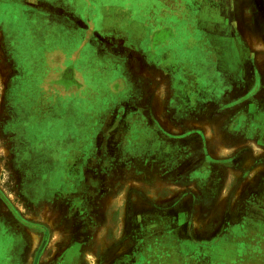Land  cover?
I'll list each match as a JSON object with an SVG mask.
<instances>
[{
  "label": "rangeland",
  "instance_id": "obj_1",
  "mask_svg": "<svg viewBox=\"0 0 264 264\" xmlns=\"http://www.w3.org/2000/svg\"><path fill=\"white\" fill-rule=\"evenodd\" d=\"M233 1L239 66L223 97L241 111L225 120L222 99L211 117L173 104L174 83L99 35L92 51L75 52L80 35L53 49L60 36L28 29L50 9L18 4V34L0 21V264H203L222 238L243 240L238 257L208 264H264V232L236 230L244 200L264 223V196L245 194L264 167V0Z\"/></svg>",
  "mask_w": 264,
  "mask_h": 264
},
{
  "label": "crops",
  "instance_id": "obj_2",
  "mask_svg": "<svg viewBox=\"0 0 264 264\" xmlns=\"http://www.w3.org/2000/svg\"><path fill=\"white\" fill-rule=\"evenodd\" d=\"M21 3H28L29 8L36 11L50 9L39 13L36 18L31 15L28 29L29 33L34 32L32 34L60 36L55 43L57 47L53 49L71 50L77 44L74 35H80L82 46L75 52L90 51L92 46L85 36L99 35L109 40L113 50L128 52L129 57L124 56V65H133L134 52H137L136 56L140 58L135 57V61L140 59V66L145 69L154 67L163 81L174 83L171 93L173 104L181 101L180 106L191 108L194 115L211 117L218 114L217 104L222 99L227 106L219 112L221 118L226 119L241 111V107L228 106L230 97H223L231 93L230 84L232 79H236L232 74L239 66L234 54L238 48L234 38L237 31H231L232 18L229 19L233 0H0V21L8 29H13V34L20 33L17 31L20 28L15 25L20 21L18 4ZM5 4H8L6 11ZM86 58L84 54L83 65L95 74L98 66L85 61ZM78 59L81 61L80 56ZM70 70V73L67 70V85L77 82L73 67ZM255 123L252 122L251 126L254 127ZM261 131L264 135V127ZM244 141L241 140L238 145ZM250 141L255 143L253 139ZM257 142L255 144L262 145ZM212 161L215 163V160ZM244 163L240 162L238 169H233L230 164L226 168L238 175L243 172ZM256 164L250 166L249 175L256 174L253 185L259 188H250L245 194L255 192L264 196V167L261 166L263 163ZM243 187H238L235 194L240 195ZM241 205L236 204V209H241V218L236 223L237 234L246 235V229L240 226L263 233L264 223L253 217L251 212L258 210L257 206L245 200ZM260 210L264 215V207ZM258 213L261 215V212ZM171 235L174 231H169L166 238L175 241ZM241 241L238 239L237 243H233L222 238L218 245L204 248L208 252L201 254L200 262H230L238 257Z\"/></svg>",
  "mask_w": 264,
  "mask_h": 264
},
{
  "label": "bare ground",
  "instance_id": "obj_3",
  "mask_svg": "<svg viewBox=\"0 0 264 264\" xmlns=\"http://www.w3.org/2000/svg\"><path fill=\"white\" fill-rule=\"evenodd\" d=\"M259 45V44H258ZM256 175V174H255ZM255 175H252V176H255ZM252 179H254V178H252ZM250 181V180H249Z\"/></svg>",
  "mask_w": 264,
  "mask_h": 264
},
{
  "label": "flooded vegetation",
  "instance_id": "obj_4",
  "mask_svg": "<svg viewBox=\"0 0 264 264\" xmlns=\"http://www.w3.org/2000/svg\"><path fill=\"white\" fill-rule=\"evenodd\" d=\"M69 69V68H68Z\"/></svg>",
  "mask_w": 264,
  "mask_h": 264
}]
</instances>
